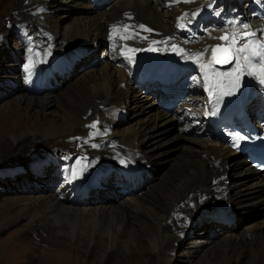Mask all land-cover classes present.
Listing matches in <instances>:
<instances>
[{"label":"bare ground","instance_id":"bare-ground-1","mask_svg":"<svg viewBox=\"0 0 264 264\" xmlns=\"http://www.w3.org/2000/svg\"><path fill=\"white\" fill-rule=\"evenodd\" d=\"M166 1L171 0H56L53 3H48V0H39L44 15L43 23L50 28L54 36L58 30L57 20L65 17V15L58 16L63 10L62 7H57L60 4L81 5L85 9L84 12L91 17L71 18L69 26L63 30L64 38L71 47L69 54L57 56L56 51L62 50L61 45H57L52 46L51 53L55 55L51 59L42 50L32 56L33 59L27 66V77L30 81L28 91L33 93L35 87H42L50 78H53L57 84L56 91L39 96L41 98H23L22 103L17 102L12 109H5V113L1 116L5 125L0 124V134L2 138L4 135L9 137L10 142L1 143L0 147L8 144L14 145L15 149L23 148L30 143L33 136L44 138V141L75 136L80 126L91 124L95 125L92 127L95 128L100 123L103 111L101 109L100 112L101 107L105 108L109 114L108 121H105L107 129L116 128L126 105H132L133 118L138 127L123 138V145L128 148L122 151L123 157L113 161L112 149L101 150L103 161H92L85 166L87 170L97 173L108 169L122 172V175H119L122 179H117L113 186L107 184L108 181L102 183L104 179L98 177H89L84 180V186H101L105 190L113 188L114 194L105 195L103 192L99 194L97 203H94L95 199H90L81 205L73 206L64 205L57 196L43 193L42 197L22 209L20 217L27 218L29 226L47 230L50 235L53 232H63L64 237L78 240L82 246L81 250L73 247L69 252L71 254H66L69 259L74 260L72 264H79L81 255L89 257L94 253L92 250L83 252V248L89 242L97 246L101 245L105 253H108L115 251L123 241L127 246L131 244L126 246L131 260H124L117 264H143L146 249L150 254L149 260L153 262L150 261V264H166L171 260L174 247L176 248L177 244L182 242L186 232L198 222H204L200 227H203L201 229L204 230L203 235L210 244H215L221 238L219 243H216L218 245L206 254L203 264H264V221L250 224L248 223L251 220L249 222L246 220V223L242 221V216L245 215L243 214L245 209L242 207L247 206L248 201H252V205H259L257 209H264L263 177L250 168L244 169L240 173L243 177L241 185L244 187V192L240 193L227 188L231 175L247 163L224 144L210 138L211 133L204 126L208 116L207 102L208 99L212 101L215 98L217 81L208 48L214 43H219L220 41L216 42L217 37L223 33L228 34L226 40L228 45L233 31H236L239 37H244L245 25L248 26V31L255 33V38L264 42V9L252 13L249 7L242 4L239 9L242 10L243 15H239L238 9L235 12H229V10L231 5L238 7L235 2L239 4L244 0H226L222 16L216 15L218 19L214 22L216 25H210V21H206L209 29L205 31L198 29L203 35L196 34V38L205 39L206 47L195 49L192 43L196 39L185 36L188 28L185 14L192 13L197 4H192L189 0H175L177 10L181 13L172 20L170 13L165 12L164 9ZM96 2L98 3L95 5ZM262 3L264 4V0ZM109 4L112 7L111 12H104L103 9ZM225 12H227L226 15ZM23 17H28V21L33 20L31 14L23 15ZM181 17L184 18L180 19ZM141 25L144 27L141 28ZM0 41H2L1 37ZM174 44H178L176 49L173 48ZM98 45L102 47L101 52L106 56L96 60L94 56ZM236 47H239V44L232 46L233 52ZM205 49L208 51L202 57L193 59V54L204 52ZM252 52L250 48L247 54L250 55ZM151 53L160 57H173L176 62L175 80L178 85H187L193 75L200 76L199 82L203 86V93L206 92L207 99L204 111L194 107L187 99V102L171 113L161 109L156 99L150 94L147 95L151 97L141 95L142 89L139 88V83L133 80L134 77L131 74L137 60ZM81 56L86 58H80ZM180 62L183 64L180 65ZM90 63H97L98 67L102 66V70L90 71L85 74L87 75L85 78H81L82 82L77 81L76 85L80 83L81 100L74 113L68 112L66 106L59 103L57 107L59 112L57 115L50 113L52 116L50 120H47L43 114L41 119L36 117L37 114L23 118L18 116L21 111L33 112L34 109H39L38 113H43L45 110L48 111V107H54L56 102L51 100L54 99V94L69 85L73 73L82 65L90 66ZM241 64H244L243 60ZM245 72L247 96L255 98L254 90L257 92L259 90L264 95V84L257 78L259 70L249 67ZM59 75L64 76L65 80L58 78ZM35 79H37L36 83H34ZM98 90L102 92V95L97 93ZM180 94L175 92L167 97L171 110H174L178 104ZM21 104L25 109L19 107ZM259 108H261L260 105ZM141 116H144V119H139ZM185 118L188 120L187 125H184ZM29 123H31L30 127L26 128L29 130L24 132L23 129ZM171 123L175 125L177 132L170 140H177L179 144H182L165 152L150 154V156L143 155L138 146L139 134L142 133L144 136L143 142L146 137L153 140L156 137L153 134L155 128L162 127L161 133L166 135L167 131L170 132L174 128V126L170 127ZM194 127L197 130L193 131ZM261 128L264 130V119L261 122ZM200 132L207 137L198 135ZM99 136L97 134L93 137L99 139ZM109 141L110 139L108 145H110ZM143 142L142 145H145L146 143L143 144ZM155 148L148 151L151 153ZM176 151H179L181 155L170 157L169 154ZM28 154L23 153L26 157L30 156ZM164 156L169 157L165 159ZM151 161L157 167L167 162L172 163L170 173L162 174L163 178L161 176L158 178L166 183L165 186L152 189V186L150 188L147 186L151 179L144 181L147 178L144 174L147 173L151 177L156 169ZM82 168L84 167H79V170ZM137 168H142L144 173L136 180L143 178L141 182H144L145 186L141 189L135 188L132 193L121 196V192L126 193L125 183L132 179L123 175L124 172L135 175ZM78 175L77 173L76 177ZM237 177L238 174H236ZM139 190H142L141 195H138ZM156 191L157 193H154ZM3 213H5L4 209L1 210L0 216ZM232 218L235 219L234 224H231ZM62 223L65 226H62ZM127 224H130L132 228L137 226L138 228L131 229L130 234L126 235L124 229ZM60 226L63 228L61 229ZM211 232L212 237H210ZM217 235L218 237L215 238ZM225 235L226 237H223ZM95 236H101L99 237L101 239L94 238Z\"/></svg>","mask_w":264,"mask_h":264},{"label":"rangeland","instance_id":"rangeland-1","mask_svg":"<svg viewBox=\"0 0 264 264\" xmlns=\"http://www.w3.org/2000/svg\"><path fill=\"white\" fill-rule=\"evenodd\" d=\"M55 1L56 0H48V3H53ZM190 1H192V4H197L190 16L191 19L194 17L193 13L196 14L195 16H199V14L203 13L209 6V0ZM257 1L258 0H250V4L259 9L261 5ZM225 3L226 2L224 0H217V3L215 4V9H217L220 14L223 11V6ZM40 6L41 5L39 3V0H0V37L2 39V41H0V124L3 125H5V123L3 122V118L1 116H3V114L5 113V109L10 110L14 107L15 103H22L23 98H41L39 96L56 91L57 86L52 80L50 81L51 84L45 82L42 90L40 92H37L36 94L28 91V82H26L25 78V66L27 65L26 62L30 60L31 55L34 53V51H36L37 47L41 45V43H43L44 52L45 54H48V52H51L53 50L52 46L55 47L57 45H61L62 50L56 51V55L59 56V53H61L60 55L63 54L64 56L69 54V52H71V47L68 45L67 41L64 38L63 30L69 26L71 18H75L77 16H85V18L91 17L87 15L86 12H84L85 9H83L81 5L76 6L74 4H60L57 7H62L63 10L59 12L58 16L65 15V17H63L59 21L57 20L58 30L56 32V36H54L50 28L43 23L44 15ZM108 6V8L106 7L105 9H103L104 12H111L112 7L110 4ZM164 9L165 12L170 13L172 20H175L181 13L180 10H177V4L175 3V0L164 2ZM29 14H31V16L33 17L32 21H28V17H23V15L25 16ZM20 19L21 21H19ZM191 19H188V23H191ZM198 19L199 17L197 18V20ZM98 46L99 47H96L95 49L96 54L94 56V59L96 60L97 58L103 59L106 56L101 52L102 47L100 45ZM53 55H55V53H53ZM85 58L86 57L83 56V59ZM90 64V66H86V64L82 65L76 72L73 73L69 85L64 86L60 92L54 94V99H51L52 101L56 102V104H54V107H48L49 109L46 108L48 111L45 110L43 111V113H38L39 109H34L33 112L31 110L21 111L18 116L20 118H23L32 114H37L36 117L38 119H41V114H43V116H46L45 118H47V120H50L52 117L50 113H56L55 115H57V113L59 112V109L57 108L59 106V103L64 104L68 112L74 113L81 100V89L79 88L80 83L76 85L77 81L82 82L81 78H85L87 76L85 74L90 71L102 70V66L98 67L97 63ZM60 78L62 80H65L64 76ZM199 81V77L197 76V78L193 79L191 83V93L194 95V97L196 96V93L203 95L201 82ZM193 90L196 93H194ZM97 93L99 95H102V92L100 90H98ZM141 95H144L142 91ZM147 96L151 97L150 95ZM200 99L201 101L203 100V98ZM201 101L198 102L197 100H195V107H197L200 111L201 109H203ZM19 107L25 109L24 105L22 104ZM131 108L132 105H126L124 107V117L122 116L120 118V122L115 126L116 128L106 129L105 133L107 140L105 146H103L104 149L105 147H109L111 144L116 143V141L118 142L116 143L115 149H118L119 147L120 150H124L125 148L128 149L123 145V138L127 136L130 131L137 129L138 127L137 125H135V120L133 118L134 110H132ZM104 110L105 108H100V112L102 111V117L100 118L101 120L99 123V127L92 128L90 127L91 124H84L77 129V134L75 136L62 137L58 140L49 141H44V138L33 136L30 139V143L23 148L15 149L14 145L10 146L8 144L0 147V213L3 209L5 211V213L1 214L0 216V264H68V262L72 264L74 262V260H72L71 258L69 259L68 255L66 254H71L69 252L73 247L78 249L82 248L81 243L78 240L76 241L75 239L73 240L64 237L63 232H53V234L50 235L49 231L47 230H41V228H33L29 226V221L27 218H21L20 216L22 213V209L35 202L39 197H42L41 195L43 193H50L54 196H57V199L64 205L68 204L78 206L82 204L80 202L85 201L84 198L79 195V188L73 187L71 189L66 184V182L62 180L63 177H61L60 174L62 173V170H67L69 172V169H72L73 163L75 162L77 156V153L75 151L81 149V146H77L78 144L82 146L90 144L91 147L94 145V141H96V138L93 137L95 136V130H101V125H106L107 123H105V121H108L109 119L107 110ZM143 117L144 116H141L139 119ZM17 120L18 119H16V121ZM184 120L186 122H184V125H187V118H185ZM30 124L31 123L27 124V126L23 129L24 132L29 130L26 128L30 127ZM173 126L174 128L172 129V131H167L166 135H162V127L155 128L153 131L154 136H156L155 139L149 140L146 137L144 139L145 142H143L142 140L144 138L142 133L141 135L139 134L138 146L140 152L143 155L150 156V154L165 152L166 150H171L174 146L181 145L182 143L179 144V141L177 140H170L177 132V128H175V125L171 123L170 127ZM2 137L3 136L0 134V144L4 142H10L9 137L5 135L4 138ZM109 139L110 145H108ZM142 142L143 144H146L142 145ZM148 145H150L151 147L147 148L146 146ZM152 148L155 149H153L150 153L148 150ZM109 149L107 148V150ZM85 150L89 154L93 151L92 154L99 155V151L96 150V148L92 150L87 148ZM23 153H29L28 156H30L26 157L25 155H23ZM60 155L67 156L65 158L66 160L63 162H59L57 157ZM169 155L170 157H177L181 154L179 151H176L170 153ZM53 156H56L58 163L48 161ZM164 157L166 159L169 156ZM80 158L82 160L90 159V157H87V155L81 156ZM28 161L31 162L29 163ZM93 161L99 162V160ZM152 164L156 169L151 175V181L149 179L150 182L147 184V186L149 188L152 186V189L155 187L157 188L165 186L166 183L159 180L158 178L160 176L163 178L162 174L168 175L170 173L172 163L167 162L163 164V166L160 165L158 167L153 162ZM86 165L87 164H85L84 162H78L76 164L77 169L75 168V172L78 173L77 170H79V167L85 168ZM248 168H250L249 165L244 164L243 167L239 168L238 171L235 172V174H232L231 179H229L227 182V188L243 193L244 187H242L241 185L243 177L240 176V173L244 171V169ZM80 173L84 179L85 170H81ZM236 174H238L237 178ZM110 176H114V173H110ZM82 177L78 175L77 178L82 181ZM106 178L110 180L109 176H106ZM119 178L122 179V176L120 177L118 175L115 181H117V179ZM132 186L134 188L141 189L145 185L144 182H140L139 185L134 182L132 183ZM142 190H139L140 192L138 195H141ZM103 192L105 195H107L108 193L114 194L112 190L101 191L99 189H92L91 187H89L86 193V201L95 199L94 203H97L99 194ZM154 193H157V191ZM121 196L124 195L122 194ZM247 203V206L242 207L243 209H245V212L243 214L246 215L242 216V221L246 223V220L248 222L249 220H251V222H249L248 224L264 221V209H257L259 205H252V201H248ZM239 211H241V209H239ZM252 219L254 221H252ZM203 223L204 222H198L195 226H193L186 232L185 238L180 244H177L176 248L174 247V253L171 256V260L166 264H203L206 254L210 250H212V248H215V246L218 245L216 243H219L218 241H220L221 239L220 238L218 241H216L215 244H210L209 240H207L203 235L204 230H201L203 227L200 226ZM62 226H65V224L62 223ZM60 228L62 229L63 227L60 226ZM137 228H132L130 224H127V227L124 230L126 232V235H128L130 234L131 229L136 230ZM212 234L213 233L211 232L210 237H212ZM99 237L101 236H95L94 238L98 239ZM217 237L218 235L215 238ZM223 237H226V235ZM237 240H239V238ZM145 241H147V239H145ZM120 243L121 244L117 246L115 251L105 253V251L103 250L104 247H101V245L97 246L89 242L88 245L83 248V252L85 253L86 250H92L94 251V253L89 257L81 255L78 262L79 264H117V262H122L129 259L131 260L130 252L127 249V247L131 246V244L127 246L124 241ZM160 254L164 255V253L162 252H160ZM143 258V264H150V254L147 249Z\"/></svg>","mask_w":264,"mask_h":264},{"label":"snow or ice","instance_id":"snow-or-ice-1","mask_svg":"<svg viewBox=\"0 0 264 264\" xmlns=\"http://www.w3.org/2000/svg\"><path fill=\"white\" fill-rule=\"evenodd\" d=\"M185 15H187V14H185ZM195 15L196 14L193 13V16H195ZM183 18L184 17H181L180 19H183ZM140 27L143 28L144 26L141 25ZM244 28H245L244 37H239L237 35L236 31H233L231 33V40L229 41V49L228 50L231 51V48L233 45L239 44V47L235 48V52L233 53V55L231 57L232 59L235 60L237 67H234L232 69L231 73H225L224 75L231 76L233 73L237 72V68H240V75H242L244 70L251 67V68L259 70V74H258L257 78L260 80V83L264 84V42H261L258 39H248L247 37H254L255 33L248 31L247 25H245ZM145 30L150 31L149 29H145ZM218 39L227 40L228 36H222V37H219ZM250 48H254L255 51L249 55L247 53H248ZM130 51H135V49H130ZM207 51H208V49H205L204 52L193 54V59H197L199 57H202ZM215 52H216V48H213L212 49L213 56L215 55ZM241 60L244 61V64L242 67H241ZM25 67L27 69V65ZM29 75H31L30 72H29ZM238 83H239V75H236L235 81L233 82V87L237 86ZM215 111H216V106H213V109H212L213 115L215 114ZM94 126L95 125H91V127H94ZM233 139H234V141H236L238 143L240 140H243L244 137L237 135V136H234ZM93 147H96V145H93ZM121 162L123 163V161H121ZM74 172H75L74 168L69 169V176L67 177L69 182H71Z\"/></svg>","mask_w":264,"mask_h":264}]
</instances>
